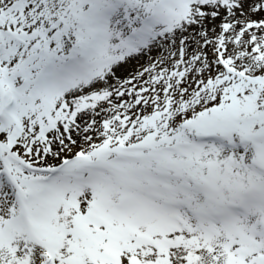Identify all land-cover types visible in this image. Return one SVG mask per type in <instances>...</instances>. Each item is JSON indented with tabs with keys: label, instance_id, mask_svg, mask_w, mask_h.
<instances>
[{
	"label": "snow or ice",
	"instance_id": "snow-or-ice-1",
	"mask_svg": "<svg viewBox=\"0 0 264 264\" xmlns=\"http://www.w3.org/2000/svg\"><path fill=\"white\" fill-rule=\"evenodd\" d=\"M0 264H264V0H0Z\"/></svg>",
	"mask_w": 264,
	"mask_h": 264
}]
</instances>
